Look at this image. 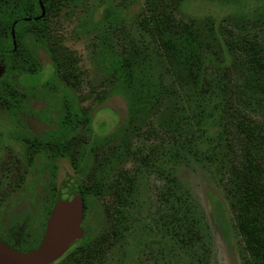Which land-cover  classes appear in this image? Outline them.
Instances as JSON below:
<instances>
[{
  "label": "rangeland",
  "instance_id": "rangeland-1",
  "mask_svg": "<svg viewBox=\"0 0 264 264\" xmlns=\"http://www.w3.org/2000/svg\"><path fill=\"white\" fill-rule=\"evenodd\" d=\"M155 1L53 0L44 32L35 38L21 31L14 62L23 75L33 73L19 82L34 87L26 128L34 135L52 129L62 103L81 122L54 171L37 172L38 160L14 133L20 127L0 108V240L11 249L38 246L46 209L75 184L91 196L92 227L105 242L102 264H264V0H161L169 29L160 33L145 23ZM108 8L119 13L116 21H103ZM188 41L197 47L195 63L181 54ZM48 44L69 54L67 79L55 73ZM209 65L222 92L195 100L197 69ZM234 109L245 118L235 119ZM235 123L261 129L252 142L239 132L238 141L262 202L252 217L242 209L245 186L235 174ZM149 131L160 137L147 138ZM191 133L201 136L195 145ZM165 187L175 190L164 196ZM178 191L195 205L200 235L184 249L163 227ZM212 198L226 228H219ZM120 212L133 222L122 227ZM136 221L148 224L145 233Z\"/></svg>",
  "mask_w": 264,
  "mask_h": 264
},
{
  "label": "trees",
  "instance_id": "trees-1",
  "mask_svg": "<svg viewBox=\"0 0 264 264\" xmlns=\"http://www.w3.org/2000/svg\"><path fill=\"white\" fill-rule=\"evenodd\" d=\"M10 4L8 5L6 0H0V10L1 8H9L8 10L1 11L0 15V67L3 70V73L0 75V108L6 116L15 123L14 125L20 127V131H14V133L18 139L26 144L30 159L33 160L36 158L38 160V164L34 169L37 172L54 171L56 160L65 155L71 133L77 127L78 123L81 122V119L76 113L71 111L66 103H62L59 109V117L54 121L53 128L42 132L40 135L32 134L29 129L26 128L25 118L29 93L34 87L30 86L27 88L19 82V79L22 76L29 77L33 73L28 72L23 75V70L20 68L19 64L14 61L15 57L18 56L20 52L19 39L21 31L27 32L36 38L38 32L42 33L45 31L46 14L53 13L56 7L53 0H10ZM148 6L150 7L148 9L149 14L146 18L147 20H145V23L148 24H146V26L150 25L152 28L151 30L155 33H160L169 29V17L166 4L161 0H156L155 2H149ZM118 18L119 13L116 10L112 8L104 9L102 14L103 21L114 22ZM169 43L170 41L168 39L167 44ZM188 43L189 45L186 44L184 52H182L181 49V54L186 59L194 62V59L197 60V47L194 42L190 43L188 41ZM48 52L55 73H59L61 77L67 79L69 74L68 68L70 66L69 54L63 51L61 56V51L59 52V50H56L52 44H48ZM211 69L210 65L206 66L204 70L197 69L198 76L200 77H195L197 83L195 87L198 94L193 97L194 99L198 98L203 93L211 97L215 90L222 92L223 86H220V81L217 76L214 75L212 71H209ZM232 112L231 114H233L232 116L235 119L245 118L243 110L234 109ZM193 118L197 119L198 116L196 115ZM229 129L233 133V147L238 154V164L235 169V174L242 179V183L245 186L242 190V209L247 213V217H252L253 208L259 206L262 202H259L256 190L250 188L252 187L250 186V174H253L255 168L252 165V161L248 158L245 164L241 162V151L243 150L240 148L238 141L240 140L239 132L246 136L247 140L244 139L245 142H252L253 134L261 132V129L258 127L246 128L242 123H240V125H238V123L230 124ZM153 135L155 138L160 137L158 133L149 131L147 133V138ZM189 138L188 142L195 145V143L200 140L201 136L200 134L191 133ZM163 190L164 191L161 192L162 195L169 196L175 189L172 188L169 190V188L165 187ZM80 193L82 201L81 234L71 247L59 259L51 264H58L60 260L64 261L66 264H102L103 262L102 257L105 254L103 246L105 242L100 234L94 232L92 227L89 214L91 196L81 188ZM164 196H162V198L166 203ZM175 196V203H170L172 214L167 217L165 215L166 219L164 220L163 227H171L173 240L176 241L178 246L184 249L188 247L193 240L200 238L197 227L198 224L191 214L192 211L194 213L195 205L190 201V203L186 201L185 198L182 197V192L180 191H178V196L176 194ZM55 200H53V203ZM50 210L51 207L46 209V216L49 215ZM213 210L215 218L218 220L219 228H226L228 224L222 220L223 210L219 201L213 200ZM117 222L120 223L122 227L127 226L133 222V217L129 212H125V214L124 212H120L119 217H117ZM136 223L139 224L136 230L141 233H145V230L149 227L144 221H136ZM138 242V244H140V241ZM259 243H262L264 247V236L261 237ZM135 245H137V243H135ZM194 258L197 261L199 260L195 256Z\"/></svg>",
  "mask_w": 264,
  "mask_h": 264
},
{
  "label": "water",
  "instance_id": "water-1",
  "mask_svg": "<svg viewBox=\"0 0 264 264\" xmlns=\"http://www.w3.org/2000/svg\"><path fill=\"white\" fill-rule=\"evenodd\" d=\"M81 223V193L75 184H70L58 193L38 246L29 251H18L0 240V264L53 263L78 239Z\"/></svg>",
  "mask_w": 264,
  "mask_h": 264
}]
</instances>
